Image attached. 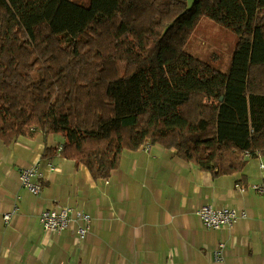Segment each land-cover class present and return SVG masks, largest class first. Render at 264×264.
<instances>
[{
    "label": "trees",
    "instance_id": "1",
    "mask_svg": "<svg viewBox=\"0 0 264 264\" xmlns=\"http://www.w3.org/2000/svg\"><path fill=\"white\" fill-rule=\"evenodd\" d=\"M203 16L237 36L227 69L184 50ZM37 132L93 179L150 144L214 177L264 159V0H0V136Z\"/></svg>",
    "mask_w": 264,
    "mask_h": 264
},
{
    "label": "crops",
    "instance_id": "2",
    "mask_svg": "<svg viewBox=\"0 0 264 264\" xmlns=\"http://www.w3.org/2000/svg\"><path fill=\"white\" fill-rule=\"evenodd\" d=\"M63 142L58 133L0 136V264H264L263 158L214 177L174 148L150 144L124 149L107 180L93 179L84 164L60 153ZM36 162L44 179L32 194L18 172ZM202 204L246 215L212 230L197 214ZM56 206L89 214L82 239L75 219L66 230H43L41 210Z\"/></svg>",
    "mask_w": 264,
    "mask_h": 264
},
{
    "label": "built area",
    "instance_id": "3",
    "mask_svg": "<svg viewBox=\"0 0 264 264\" xmlns=\"http://www.w3.org/2000/svg\"><path fill=\"white\" fill-rule=\"evenodd\" d=\"M58 149L60 150L61 146ZM48 166L51 168L50 164ZM41 171L38 162L22 168L18 172L21 186L32 194H38L42 189L44 179L43 172ZM14 211L16 210L4 214L3 218L5 222H9ZM197 214L203 225L213 230L233 225L238 218L245 217L246 211L229 206L215 207L211 204H202L197 209ZM72 219L77 221L74 227L75 236L82 239L88 233L90 226V216L88 213L73 210V208L68 206H56V208H45L39 214V224H41L43 230L46 232L66 230L69 228Z\"/></svg>",
    "mask_w": 264,
    "mask_h": 264
},
{
    "label": "rangeland",
    "instance_id": "4",
    "mask_svg": "<svg viewBox=\"0 0 264 264\" xmlns=\"http://www.w3.org/2000/svg\"><path fill=\"white\" fill-rule=\"evenodd\" d=\"M187 5L191 7L193 0H186ZM192 31L187 35L184 50L189 51L193 55L210 62L222 70L229 68L230 60L234 52V46L237 41V36L230 29L213 22L210 18L203 16L195 22ZM49 55L57 56L60 54V48L53 46L49 47ZM106 73L114 76L116 67L119 70L123 69V65L117 66L107 65ZM128 150V149H127Z\"/></svg>",
    "mask_w": 264,
    "mask_h": 264
}]
</instances>
